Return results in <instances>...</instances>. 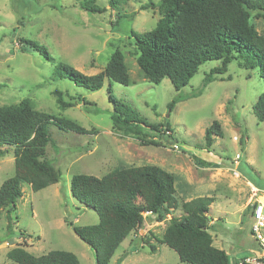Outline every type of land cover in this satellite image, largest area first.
Masks as SVG:
<instances>
[{
	"label": "rangeland",
	"instance_id": "374dc122",
	"mask_svg": "<svg viewBox=\"0 0 264 264\" xmlns=\"http://www.w3.org/2000/svg\"><path fill=\"white\" fill-rule=\"evenodd\" d=\"M84 1L0 0V105L29 97L39 110L97 130L79 133L49 124L52 142L47 146V158L60 168L62 179L38 191L23 183L12 231L8 230L7 209L0 210V264H16L8 251L20 245L36 255L65 249L76 253L82 264H97L93 250L66 222L87 225L99 221L94 208L73 196L72 176L86 173L100 177L118 166L143 164H157L174 173L180 204L170 213L162 209L145 214L144 224L121 243L109 264H185L176 250L160 239L170 219L184 213L182 203L202 196L214 198L209 230L214 244L229 253L232 264L259 253L261 242L252 234L249 209L253 203L251 183L259 188V199H264V121L254 110L264 91L259 68H245L234 60L227 71L206 82L207 74L222 64L214 59L201 64L181 89L168 77L155 83L144 76L130 34L132 29L151 30L163 14L156 8H142L150 0H125L117 8L111 7L110 0H96L102 12L86 10ZM118 11L130 16L119 23ZM251 21L264 31L263 18L254 13ZM21 38L44 44L51 59L22 43ZM117 47L125 54L131 79L128 85L112 81V93L146 120L169 124L170 131L148 130L141 135L117 131L111 118L114 107L108 80L100 89L91 90L69 78L53 77L59 61L96 74ZM55 89L62 90L74 106L60 108ZM81 97L90 103L85 104L78 99ZM215 120L221 123L224 136L215 135L209 150L205 131ZM151 139L157 144L145 142ZM1 151L5 154H0V187L15 173L14 146H1ZM194 154L215 166L200 165Z\"/></svg>",
	"mask_w": 264,
	"mask_h": 264
},
{
	"label": "trees",
	"instance_id": "16d2710c",
	"mask_svg": "<svg viewBox=\"0 0 264 264\" xmlns=\"http://www.w3.org/2000/svg\"><path fill=\"white\" fill-rule=\"evenodd\" d=\"M123 1L110 0V5L117 8ZM84 6L90 12L103 11L96 0H85ZM142 8H156L163 14L162 21L151 30L132 29L130 34L136 44L137 62L151 81L158 83L168 77L177 89H181L201 64L214 59L221 60L222 64L207 74L206 82L227 71L234 60L245 68H259L264 78V31L260 32L251 21L254 13L264 20V0H150ZM117 13L119 23L130 16ZM21 42L51 59L49 49L37 40L21 38ZM53 77L69 78L76 85L91 90L100 89L108 80L109 99L114 107L113 128L126 135L171 129L169 124L164 126L146 120L112 93V81L128 85L131 79L125 54L119 47L111 54L105 68L96 74H86L59 61ZM54 94L60 108L74 106L75 102L66 100L62 90L55 89ZM78 99L90 103L86 98ZM175 102H171L170 107ZM254 110L257 118L264 121V91L254 104ZM49 124L79 133L97 132L71 118L37 109L29 97L18 103L0 105V147L15 148V173L0 187V210L7 209L9 231L15 225L13 212L17 200L23 196L24 182L38 191L62 179L60 168L47 158V146L52 142ZM215 135L224 136L218 120L205 131L209 150ZM145 142L157 144L152 139ZM193 157L202 166H215L195 154ZM71 191L79 202L94 208L99 215L97 223L87 225H77L66 219L75 234L93 250L97 264L111 262L121 243L144 224L145 214L159 213L162 209L170 213L180 204L174 173L157 164L118 166L100 177L76 173L71 179ZM213 200V197L202 196L184 201V213L173 216L162 234L160 241L176 250L185 264H232L229 253L214 244L209 230ZM250 208L252 210L253 205H249ZM150 245L155 248L154 244ZM8 256L16 264H82L76 253L65 249L36 255L20 245L10 249Z\"/></svg>",
	"mask_w": 264,
	"mask_h": 264
},
{
	"label": "built area",
	"instance_id": "2783aa9c",
	"mask_svg": "<svg viewBox=\"0 0 264 264\" xmlns=\"http://www.w3.org/2000/svg\"><path fill=\"white\" fill-rule=\"evenodd\" d=\"M259 191V188L251 184L252 234L261 242L262 250L238 259L236 264H264V202L258 199Z\"/></svg>",
	"mask_w": 264,
	"mask_h": 264
},
{
	"label": "crops",
	"instance_id": "0c3cea01",
	"mask_svg": "<svg viewBox=\"0 0 264 264\" xmlns=\"http://www.w3.org/2000/svg\"><path fill=\"white\" fill-rule=\"evenodd\" d=\"M216 166H218V165H216ZM251 184H252V183H251ZM252 185H254V184H252ZM254 186H255V185H254ZM256 187H257V186H256ZM257 188H258V187H257ZM187 194H188V191L185 190V192H184L183 195L186 196ZM183 195H182V196H183ZM259 195H260V194H259ZM192 199H193V198H192ZM258 199H259V197H258ZM190 200H191V199H190ZM259 200L262 201V202H264V199H259Z\"/></svg>",
	"mask_w": 264,
	"mask_h": 264
}]
</instances>
